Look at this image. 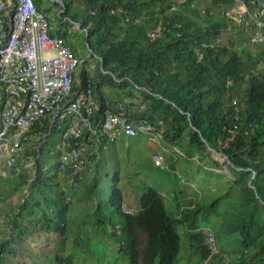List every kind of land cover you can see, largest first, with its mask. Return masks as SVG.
Returning a JSON list of instances; mask_svg holds the SVG:
<instances>
[{
	"label": "trees",
	"instance_id": "1",
	"mask_svg": "<svg viewBox=\"0 0 264 264\" xmlns=\"http://www.w3.org/2000/svg\"><path fill=\"white\" fill-rule=\"evenodd\" d=\"M42 1L35 0L38 9ZM60 1V26L50 35L64 40L80 59L68 34L69 26L81 24L88 49L100 66L96 76L82 70L76 86L85 90L90 85L98 102L92 116L96 134L101 135L99 124L106 111L115 110L121 103L134 118L152 123L156 133L164 130L166 142L181 148L187 135L188 144L196 151H204L208 144L221 154L236 174L224 197L238 190L233 215L220 224L222 232L240 237L238 250L230 253L231 264H264V69L257 67L264 61V45L256 46L262 55L256 56L218 43L229 21L224 12L239 2L251 8L257 0H206L211 9L219 11L217 18L212 17L211 9L202 14L194 7L196 0ZM107 87L120 101H112ZM138 94L142 105L129 107L125 100H134ZM5 100L0 91V129ZM68 127V120L52 128L35 126L29 134L48 133L40 147L29 151L34 156L35 174L28 175L20 168L19 173L13 170L9 178L0 179L7 184V190L0 185V193L5 196L28 188L29 195L7 213L9 232L25 236L27 229L22 226L31 223L30 218H37L48 230L56 223L55 233L64 235L69 205L66 192L58 184L62 154L58 143ZM90 134L85 132L72 144L84 147ZM100 139L102 149L110 144L106 138ZM47 154L54 160L50 168L44 164ZM100 163L92 165L98 167ZM73 172L68 167L64 173ZM249 181L253 187L248 186ZM50 191L54 197L49 196ZM33 192L37 194L32 196ZM41 201L56 213L54 219L42 210ZM95 203L97 224L108 220L112 237L120 251L129 256L130 264H178L180 226L188 231L191 249L200 264L216 257L203 226L217 214V201L204 205L188 200L173 217L164 196L146 184L138 211L128 214L123 211L122 192L114 185L108 203L112 216L123 219L119 228L104 214L101 199L95 198ZM37 211L42 212V218ZM207 231L218 238L214 229ZM7 242L1 243L0 253L14 244L13 237ZM56 264H73V258L59 255Z\"/></svg>",
	"mask_w": 264,
	"mask_h": 264
},
{
	"label": "rangeland",
	"instance_id": "2",
	"mask_svg": "<svg viewBox=\"0 0 264 264\" xmlns=\"http://www.w3.org/2000/svg\"><path fill=\"white\" fill-rule=\"evenodd\" d=\"M207 3L206 0H196L194 7L204 14L207 9H211ZM241 3L239 2V5H242ZM46 5L44 6L49 14L50 23L53 28H56L60 10L49 3ZM176 8H179V5ZM211 12L212 17H218L219 11L211 9ZM69 29L68 39L81 55L82 70L88 71L93 76L98 75L100 66L88 49L84 33L74 32L72 25ZM242 29L237 22L229 20L227 31L223 33L218 43L241 52L262 56L260 47L254 46L251 38L243 33ZM245 58L248 61L247 56ZM259 64L257 67L264 69V64L262 62ZM77 78L79 79V75ZM105 91L112 101H120L116 96L117 93H113L110 88L107 87ZM135 97L134 100L130 98L125 100L129 107L142 105L139 94ZM164 132V130L159 131L155 135L158 140L155 141L149 139L147 135L132 138L125 135L119 136L103 152L106 159L98 167L84 164L77 168L72 167L74 172L70 175L60 172L58 184L66 192L69 205L63 236L55 233L56 223H53L52 229L48 230L44 222H38L37 218H30L32 222H25L22 226L23 229H27L25 236L19 237L18 231L9 233L7 213L12 207L17 208L21 199L29 195L28 188L13 190L9 196L0 193V230L2 232V229H8L5 232L6 235L0 236V245L3 242L8 244V238L14 239V244H9L4 248L5 252L0 253V264H56V258L59 255L66 258L71 256L73 264H130L129 256L120 251L119 244L113 239L108 220H104L100 226L97 224L99 217L95 214V198L101 199L104 214L110 216L113 224L119 228L123 219L119 215L112 216V209L108 203L111 186L117 185L122 192L123 211L134 214L138 211L137 200L144 192L146 184L164 196L168 213L173 217L178 216L180 209L188 203V200H195L204 205H211L217 201V214L210 224L203 226L204 231L211 228L218 234V238L215 239V248H213L216 257L205 264H231L230 253L238 250L240 237L237 234L222 232L220 224L228 220L234 212L233 205L238 196V190L224 197L236 178L234 170L225 163V158L222 156L207 150L196 151L195 147L188 144L187 135H184L180 148L174 143L166 142ZM44 141L46 139H40L38 134H27L24 137L21 145L22 153L18 156V160L20 168L28 175L35 174L34 156L29 151L42 145ZM12 146L11 141L8 142L6 149L0 148L1 163L12 154ZM92 149L93 147H90V150ZM155 154L163 155L168 164L164 162V166L156 167L153 160ZM85 155L89 161L91 153L86 151ZM53 162L52 156L47 154L45 167L50 168ZM172 165H174L173 168ZM2 170L4 175H8L1 178H9V169L3 167ZM0 185L6 189V183L1 182ZM95 185H97L96 191H94ZM91 191L93 194L96 192L95 195ZM36 194L33 192L32 196ZM49 194L54 197L51 191ZM183 197L188 200H183ZM41 208L46 210L48 217L54 219L56 213L51 211L52 209L48 208L44 201H41ZM39 214L42 218V212ZM179 234L181 248L178 264H200L198 257L191 249L185 227H179ZM140 237L144 242L145 237L142 234Z\"/></svg>",
	"mask_w": 264,
	"mask_h": 264
},
{
	"label": "built area",
	"instance_id": "3",
	"mask_svg": "<svg viewBox=\"0 0 264 264\" xmlns=\"http://www.w3.org/2000/svg\"><path fill=\"white\" fill-rule=\"evenodd\" d=\"M241 4L227 9L226 18L237 22L254 46L264 45V0H257L251 8ZM50 32L49 17L38 9L35 0H0V91L6 98L1 113L0 148L4 150L8 142L13 143L12 154L0 162V178L8 175H4L3 167L9 169V174L13 170L19 172L18 156L22 153L24 137L38 125L52 128L69 121L58 143L62 153L60 172L95 162L94 155L87 160L85 147L72 144L87 131L109 141L121 134L157 139L155 126L146 119L131 116L121 103L115 110L106 111L99 124L101 135H97L92 116L98 102L92 88L76 87L82 62L64 40L52 37ZM38 135L45 139L48 133ZM164 162L163 155L154 157L156 166H164ZM206 232L207 243L213 250L214 236Z\"/></svg>",
	"mask_w": 264,
	"mask_h": 264
},
{
	"label": "crops",
	"instance_id": "4",
	"mask_svg": "<svg viewBox=\"0 0 264 264\" xmlns=\"http://www.w3.org/2000/svg\"><path fill=\"white\" fill-rule=\"evenodd\" d=\"M42 4H40L39 5V7H40V10H43V11H45L46 13H47V15H48V17H49V14H48V12H47V9L45 8V6H47L46 5V3H49L50 5H52V6H54V7H56L57 9H59L60 11H59V13H61L62 11H63V9L61 10V8H63V5H62V2L60 1V0H43L42 2H41ZM45 5V6H44ZM38 7V6H37ZM58 17V16H57ZM49 20H50V17H49ZM58 20V19H57ZM59 21V20H58ZM50 22H51V20H50ZM60 23V22H59ZM59 23L57 22V26H56V28H53V26H52V24H51V32L52 31H55L60 25H59ZM61 23H64V19L62 20V22ZM72 27H73V30H74V32H79V33H83V31L81 30V24H74V25H72ZM82 72V68H80L79 70H78V75H80V73ZM77 75V76H78ZM77 76H76V84L78 85V81H79V79L77 78ZM144 107H142V109H143ZM124 134H121V135H119V136H123ZM118 136V137H119ZM138 136H144V135H138ZM145 137V136H144ZM117 139V138H116ZM115 139V140H116ZM88 141V143H85V145H84V147L86 148V150H87V152L88 153H91V155H94L95 156V162L93 163V165H95L96 164V162H99V161H101V162H103L106 158H105V156L103 155V152L109 147V145L112 143V142H114L115 140H113V141H109L108 143H110L109 145H107V146H103V149H102V144H101V139L99 138V137H96L94 134H90L89 135V137H88V139H87ZM90 147H93V149L92 150H90ZM157 154H155V156H156ZM154 156V157H155ZM154 157H153V160H154ZM176 161H177V159H176ZM165 162L168 164V161H167V159L165 160ZM93 165H91V167L93 166ZM155 165V164H154ZM165 165V164H164ZM156 166V165H155ZM90 167V168H91ZM156 167H160V166H156ZM175 196V195H174ZM184 199H186V200H188L187 198H184L183 197V200ZM137 202H138V200H137ZM137 209H138V206L136 207ZM8 229H2V232H1V230H0V233H2V234H0V236H3V235H6L5 234V232L7 231ZM10 233V232H9ZM10 238H8V240H9ZM1 242V241H0Z\"/></svg>",
	"mask_w": 264,
	"mask_h": 264
},
{
	"label": "water",
	"instance_id": "5",
	"mask_svg": "<svg viewBox=\"0 0 264 264\" xmlns=\"http://www.w3.org/2000/svg\"><path fill=\"white\" fill-rule=\"evenodd\" d=\"M205 150L210 151V152H214L216 155L221 156V154H219L217 151H215L213 148H211L208 144H206V146H205ZM225 159H226V158H225ZM248 186H249V187H253V186H252V181H249V182H248Z\"/></svg>",
	"mask_w": 264,
	"mask_h": 264
}]
</instances>
